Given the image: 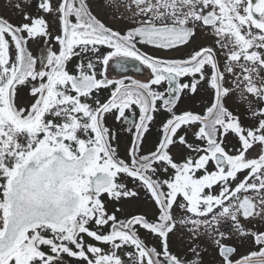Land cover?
Segmentation results:
<instances>
[{"label": "snow or ice", "instance_id": "1", "mask_svg": "<svg viewBox=\"0 0 264 264\" xmlns=\"http://www.w3.org/2000/svg\"><path fill=\"white\" fill-rule=\"evenodd\" d=\"M0 264H264V0L0 2Z\"/></svg>", "mask_w": 264, "mask_h": 264}, {"label": "flooded vegetation", "instance_id": "2", "mask_svg": "<svg viewBox=\"0 0 264 264\" xmlns=\"http://www.w3.org/2000/svg\"><path fill=\"white\" fill-rule=\"evenodd\" d=\"M0 2H3V0H0ZM36 48H37V45L33 44V49L35 50ZM130 74L135 75L137 78H140V74H137V73H130ZM226 229H227V225L221 226V230H226Z\"/></svg>", "mask_w": 264, "mask_h": 264}]
</instances>
